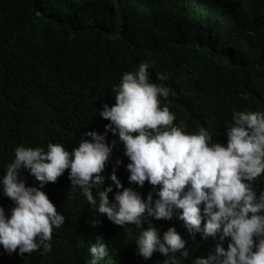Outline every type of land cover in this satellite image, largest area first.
<instances>
[{"label":"clouds","instance_id":"clouds-1","mask_svg":"<svg viewBox=\"0 0 264 264\" xmlns=\"http://www.w3.org/2000/svg\"><path fill=\"white\" fill-rule=\"evenodd\" d=\"M70 63L110 86L79 111L42 88L50 112L21 116L31 136L16 120V148L0 153V264H264V109L227 94L233 123L214 139L176 123L142 47L115 63L75 43ZM116 136L122 173L108 171Z\"/></svg>","mask_w":264,"mask_h":264},{"label":"trees","instance_id":"trees-1","mask_svg":"<svg viewBox=\"0 0 264 264\" xmlns=\"http://www.w3.org/2000/svg\"><path fill=\"white\" fill-rule=\"evenodd\" d=\"M75 43L100 54L107 49L115 63L142 47L166 76L176 123L183 122L186 131L204 126L219 139L233 123L227 94L249 110L264 109V0H0L4 156L16 148L17 119L50 112L42 88L70 102L73 111L88 109L99 91L109 88L111 79L98 67L83 72L72 67ZM32 87L45 96L39 91L22 107L20 95ZM20 123L31 136L22 117ZM115 142L108 171L122 173L129 161L118 136ZM187 239L190 252L201 244Z\"/></svg>","mask_w":264,"mask_h":264},{"label":"bare ground","instance_id":"bare-ground-1","mask_svg":"<svg viewBox=\"0 0 264 264\" xmlns=\"http://www.w3.org/2000/svg\"><path fill=\"white\" fill-rule=\"evenodd\" d=\"M95 234H97V232H95Z\"/></svg>","mask_w":264,"mask_h":264}]
</instances>
